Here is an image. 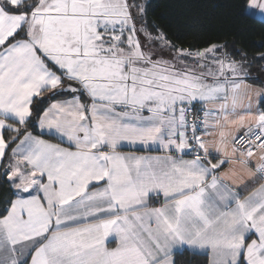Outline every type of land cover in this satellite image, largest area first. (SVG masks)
<instances>
[{
  "label": "snow or ice",
  "instance_id": "1",
  "mask_svg": "<svg viewBox=\"0 0 264 264\" xmlns=\"http://www.w3.org/2000/svg\"><path fill=\"white\" fill-rule=\"evenodd\" d=\"M149 7L0 0V264H264V79Z\"/></svg>",
  "mask_w": 264,
  "mask_h": 264
},
{
  "label": "trees",
  "instance_id": "2",
  "mask_svg": "<svg viewBox=\"0 0 264 264\" xmlns=\"http://www.w3.org/2000/svg\"><path fill=\"white\" fill-rule=\"evenodd\" d=\"M230 0H149L147 19L160 26L178 47L202 49L212 43L226 44L227 50L247 54L254 75L264 79V22L234 18ZM224 5V7H218ZM237 58L239 56L237 55ZM47 103L42 105L46 107ZM36 129V128H34ZM7 185L0 188V198ZM178 264H205V257L185 252Z\"/></svg>",
  "mask_w": 264,
  "mask_h": 264
},
{
  "label": "crops",
  "instance_id": "3",
  "mask_svg": "<svg viewBox=\"0 0 264 264\" xmlns=\"http://www.w3.org/2000/svg\"><path fill=\"white\" fill-rule=\"evenodd\" d=\"M33 131H34V134L39 133V129L38 128L33 129ZM43 136H44L45 139L50 138L47 133H44ZM137 147H139V146H137ZM151 154H159V152L156 149H153L152 152H151Z\"/></svg>",
  "mask_w": 264,
  "mask_h": 264
}]
</instances>
